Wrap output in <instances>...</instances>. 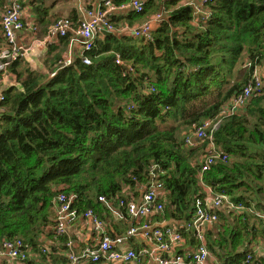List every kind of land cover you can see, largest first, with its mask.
Segmentation results:
<instances>
[{
    "label": "trees",
    "instance_id": "1",
    "mask_svg": "<svg viewBox=\"0 0 264 264\" xmlns=\"http://www.w3.org/2000/svg\"><path fill=\"white\" fill-rule=\"evenodd\" d=\"M186 1L148 0L141 13L110 15L120 28L164 11L152 39L103 32L92 49L75 53L68 35L49 50L50 74L17 72L18 60L10 67L17 83L5 88L0 73V245L21 238L38 256L33 263L65 264L69 235L55 243L57 196L72 198L79 214L97 213L115 237L130 225L120 219L118 224L99 198L117 205L120 199L139 200L155 168L164 211L150 220H174L185 245L196 247L186 223L195 199L203 196L199 174L208 141L192 147L180 135L183 127L190 134L216 117L263 71L264 0H210L207 19L195 16ZM33 2L46 12L43 0ZM9 5L0 0V13ZM6 43L0 37V47ZM70 51L72 62L65 65ZM84 57L92 63L85 64ZM169 119L176 123L167 125ZM214 142L228 158L206 171L203 180L264 212L258 200H264V154L251 146L264 147V89L243 113L222 121ZM219 219L205 232L208 264H264V250L253 253L264 243V219L233 211L220 212ZM248 254L252 258L246 261Z\"/></svg>",
    "mask_w": 264,
    "mask_h": 264
},
{
    "label": "built area",
    "instance_id": "2",
    "mask_svg": "<svg viewBox=\"0 0 264 264\" xmlns=\"http://www.w3.org/2000/svg\"><path fill=\"white\" fill-rule=\"evenodd\" d=\"M148 0H131L122 5H116L114 0H100L96 5L79 6L78 20L71 17H61L51 25L47 32L46 41L52 43L60 37L70 36L71 49L76 46L81 47V51H89L95 45L98 35L103 32H116L122 35L129 34L135 38L152 39V32L156 26L163 20L164 11H159L139 25H129L125 23L117 28L110 19L114 12H123L133 10L136 13L144 11ZM210 0H187L186 4L194 9V15L204 18L210 17L208 3ZM9 7L0 17L3 36L7 43L0 47V73L2 80L15 82L17 76L10 72V67L18 60L24 59L28 54L29 48L21 44L17 39V33L22 31L26 22V9L23 0H9ZM71 51L68 53L65 65L72 62ZM83 61L89 65L92 63L90 57H84ZM118 63H122L120 57ZM262 72H256L252 81L243 88L230 101L224 104L220 113L214 117L202 122L192 133L187 134L185 142L194 147L196 143L207 140L208 147L206 154L201 158L202 169L199 174V183L202 187L203 196L195 199V210L190 221L186 223V229L192 231L197 238V245L191 248L185 255L176 253L178 247L183 241V235L175 226L151 221V217L164 211V205L159 202V196L163 184L156 179L157 174L153 168L152 180L145 187L139 200H117V203L109 201L105 197L99 200L105 204L120 220L133 221L130 229L122 235L111 237L107 234V224L99 217L97 213L88 210L84 215L79 214L76 209H72V198H67L64 193L57 196V225L55 243L60 236L67 234L69 227L75 225V222L82 216L92 222L93 231L98 243L94 247L77 248L79 236H69L66 241L67 260L65 264H82L84 262L113 264L115 262H130L141 260L151 261L152 264H208L211 256L208 250L205 232L207 229L214 227L220 221L219 213L233 211L238 214L248 212L264 219V212L256 210L255 205L247 206L241 202L237 203L226 192L215 190L209 183L203 180V174L211 169L216 163L226 161L228 154L214 142L215 134L220 130L222 121L230 116L243 113L245 107L250 103L252 98L264 89V76ZM17 82H15L16 84ZM13 84V85H15ZM149 218V219H148ZM141 236L145 244L139 250L134 247L124 249L122 244L128 243L131 237ZM264 250L262 241L253 247V253L261 255ZM47 252L46 246L43 249ZM32 251L24 240L6 239L0 245V264H32ZM252 255H247V260H251Z\"/></svg>",
    "mask_w": 264,
    "mask_h": 264
},
{
    "label": "crops",
    "instance_id": "3",
    "mask_svg": "<svg viewBox=\"0 0 264 264\" xmlns=\"http://www.w3.org/2000/svg\"><path fill=\"white\" fill-rule=\"evenodd\" d=\"M34 0H23L24 6L26 9V16H25V22L26 26L22 31H19L17 33V39L18 41L29 48L28 54L20 61V63L17 65L16 69L17 72L25 70L29 68L31 71H37L42 74H48L49 73V67L47 64V55L49 53L50 48L52 45H55L56 42L59 43V41H54L52 43L45 42L47 32L51 25L56 21V19L61 17H71L73 20H78V8L79 6L86 5H96L100 0H43L44 2V9L46 12L38 8V4L33 2ZM0 13V17H1ZM122 35V34H121ZM100 35H98L99 38ZM0 37L3 38V31L0 21ZM75 53H78L81 51V47L76 46L74 47ZM67 53V52H66ZM65 53V54H66ZM68 56V54H67ZM66 56V57H67ZM262 70L264 71V64L262 67ZM263 71H261L263 73ZM51 73V72H50ZM49 73V74H50ZM16 76V75H15ZM2 79V77H1ZM3 87H9L15 84L17 82V79L15 82L12 80H2ZM261 198V196H259ZM262 199V198H261ZM263 200V199H262ZM116 222L121 225L120 220L116 217ZM133 221H128L129 225H131ZM166 223L167 225H175V221L172 219H168L166 222L162 223V226ZM67 234L69 236H79V248L84 247H94L95 244H97L99 239L95 235L93 231V225L92 222L89 220H86L84 217H81L79 220L75 222V225L71 226L67 230ZM44 242L47 244H54V242L50 241V239L44 238ZM263 242V241H262ZM142 244L144 246L145 240L141 238V236H134L131 237L130 241L128 243H123L122 246L124 249H131V247H137V245ZM186 244V241L184 240L178 247H180V251H183L182 253L186 254L191 248ZM264 244V243H263ZM31 259L37 260L38 256H35L32 252ZM33 260V261H34ZM32 264H38V262H34ZM133 264H151L148 260H141L140 262L131 261ZM120 262H115V264H119ZM82 264H92L90 262H84ZM98 264H105L104 262H100Z\"/></svg>",
    "mask_w": 264,
    "mask_h": 264
},
{
    "label": "rangeland",
    "instance_id": "4",
    "mask_svg": "<svg viewBox=\"0 0 264 264\" xmlns=\"http://www.w3.org/2000/svg\"><path fill=\"white\" fill-rule=\"evenodd\" d=\"M5 11H6V9H5ZM5 11L3 12V13H5ZM2 15V14H1ZM59 19V18H58ZM139 24H141V23H136V24H134V25H139ZM125 25V24H124ZM264 76V72H263V74H261V77H263ZM176 123V121L174 122L173 120H171V119H169L167 122H166V124L167 125H170V124H175ZM187 130H188V128H184L183 127V130H182V132H181V135H180V137L184 140V138L186 137V135L189 133V132H187ZM200 156V155H199Z\"/></svg>",
    "mask_w": 264,
    "mask_h": 264
},
{
    "label": "water",
    "instance_id": "5",
    "mask_svg": "<svg viewBox=\"0 0 264 264\" xmlns=\"http://www.w3.org/2000/svg\"><path fill=\"white\" fill-rule=\"evenodd\" d=\"M104 33H111V32H104ZM125 67V69L127 70V69H129V67L126 65V66H124ZM252 147H253V149L254 150H256V151H260L262 154H264V147L263 146H257V145H251ZM258 200H260V202L261 203H263V205H264V200H262L260 197H258Z\"/></svg>",
    "mask_w": 264,
    "mask_h": 264
},
{
    "label": "bare ground",
    "instance_id": "6",
    "mask_svg": "<svg viewBox=\"0 0 264 264\" xmlns=\"http://www.w3.org/2000/svg\"><path fill=\"white\" fill-rule=\"evenodd\" d=\"M200 26V25H199ZM221 111V110H220Z\"/></svg>",
    "mask_w": 264,
    "mask_h": 264
}]
</instances>
